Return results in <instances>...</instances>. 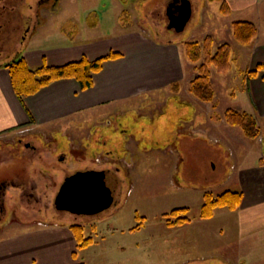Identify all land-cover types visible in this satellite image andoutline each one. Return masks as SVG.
<instances>
[{
  "label": "rangeland",
  "instance_id": "374dc122",
  "mask_svg": "<svg viewBox=\"0 0 264 264\" xmlns=\"http://www.w3.org/2000/svg\"><path fill=\"white\" fill-rule=\"evenodd\" d=\"M190 1L192 18L185 30L176 32L168 29V0H135V4L130 0L126 7L132 19L122 16L126 7L120 0H65L60 14L48 21L35 40L52 41L61 32L71 41L77 32L91 29L94 23L99 26L96 37L109 34L118 22L143 30L141 22L161 41L176 40L184 46L190 41L203 42L210 29L201 24L205 0ZM212 1L209 14L214 26L210 36L215 46L230 39L228 29L233 21H257L264 40V0L259 13L257 8H251L235 12L232 18L220 12L222 0ZM41 47L45 46H10L6 56L10 59L19 53L23 58L22 52ZM234 49L238 68H243L244 53ZM238 87L235 85L234 90L239 98L242 93ZM180 100L145 96L130 105L133 111L123 114L91 113L49 128L17 130L1 136L0 238L41 224L69 225L79 226L84 238L90 240L85 248L78 244L81 264H264V225H255L264 223V205L253 218L249 210L228 208H217L210 219L200 217L206 192L218 197L228 190H242L237 176L240 169L249 170L258 160L264 161V117L255 115L261 134L253 141L238 129L241 139L256 145H238L239 154L246 157L239 165L228 163V153L223 152L215 167L209 165L205 153L194 156L189 167V148L175 141L179 124L176 109L189 108V102ZM226 103L220 97L217 106L224 108ZM128 136L134 137L143 150L130 155L134 163L127 177L122 171L116 173L115 167L124 166V160H120L121 164L116 160L117 156L124 157ZM27 143L36 146L37 151L26 147ZM170 144H175L182 157L188 156L175 172L168 158L173 155L152 152L154 148L168 149ZM87 169H113L118 180L114 203L92 216L58 210L55 200L66 179ZM231 173L234 177L228 179ZM183 208L187 210L171 215L173 210ZM185 217L190 221L180 226L171 224Z\"/></svg>",
  "mask_w": 264,
  "mask_h": 264
},
{
  "label": "crops",
  "instance_id": "0c3cea01",
  "mask_svg": "<svg viewBox=\"0 0 264 264\" xmlns=\"http://www.w3.org/2000/svg\"><path fill=\"white\" fill-rule=\"evenodd\" d=\"M212 2L205 0L202 7L201 24L210 26L205 37L213 36L214 25L209 14ZM190 3L192 6V1ZM223 3L228 5L229 15L221 12ZM260 3L261 0H222L220 12L228 18H232L237 11L251 8H257L259 13ZM242 21H250L255 25L257 22ZM234 22L237 21H233L228 29L230 39L216 43V46L215 39L213 40L214 51L222 43L230 44L232 68L227 73H219L215 67H211V80L215 88V98L212 102H203L189 91L190 83L196 76V64L188 59L184 45L176 40L157 39L153 36L155 33L148 31L149 27L144 23L140 22L143 30H134L128 23L118 22L116 28L113 27L109 34H101L98 37L95 35L99 26L94 23L91 29L87 28L75 34L79 41L75 38L70 41L61 32L52 38V41L37 42L35 36L28 47H45L22 52L24 53L22 59L33 69L44 65L62 66L83 59L94 61L116 53L119 55L104 61L101 70L94 73L93 85L90 88L83 89L80 82L73 78L60 79L23 99L15 92L10 71L1 67L0 137L17 130L49 128L91 113L123 114L133 111L130 105L145 96L166 97L174 101L180 98V102H189V108L181 106V109H176L179 124L175 131V141L189 148V167L195 160L194 156L200 157L202 153H205L209 165L215 167L216 163L222 160L223 152L228 153L230 159L228 163L233 161L239 165L246 157L239 154L238 145L241 143H245L247 147L256 145L241 139V132L238 130L241 128L230 125L225 119V112L228 109H235L264 117V70H257L258 65H264V40L256 25L257 38L249 45H241L234 36ZM168 29L176 31L174 28ZM59 39L63 40L59 42ZM234 48L244 53L243 68H238ZM251 72H255V75H249ZM175 84L180 86L178 92L172 90ZM235 85L239 86L242 93L239 98L236 95L237 91L234 90ZM220 97L227 101L224 108L217 106ZM163 113L164 110L159 115ZM124 147L123 153L127 154L124 155L125 158L117 156L119 161L124 160V166L119 167L117 172L122 171L124 174L127 172L129 176L134 163L130 160V155L143 149L132 136L127 137ZM168 147L154 148L152 152L159 154L164 152L167 157L173 155L168 158L173 163L171 171L175 172L180 169L182 161L186 162L188 156L182 157L175 144ZM216 157H219L218 161L213 160ZM248 168L250 169L241 168L237 173L242 188L238 192L243 194L237 209L249 210L251 212L249 216L253 218L259 215L257 211L264 205V161L260 159L256 165ZM233 177L231 173L228 179ZM255 225L260 226L264 223ZM77 247L78 242L71 226L41 224L14 236L0 238V264H81L77 257Z\"/></svg>",
  "mask_w": 264,
  "mask_h": 264
},
{
  "label": "trees",
  "instance_id": "16d2710c",
  "mask_svg": "<svg viewBox=\"0 0 264 264\" xmlns=\"http://www.w3.org/2000/svg\"><path fill=\"white\" fill-rule=\"evenodd\" d=\"M221 12L224 15L230 14V9L226 3L222 4ZM233 30L235 39L241 45L251 44L258 36L256 25L250 21L234 22ZM213 46V38L210 35L205 37L202 43L190 41L186 42L184 46L186 55L191 62L195 64L202 62L195 67L196 76L190 83L189 91L203 102H212L215 98V88L211 80V67H215L219 73H227L232 68V48L230 44L222 43L216 51H214ZM118 55L117 53L111 54L94 61L83 59L62 66L44 65L36 69L29 67L24 59L18 58L7 65V68L11 73L12 83L17 96L23 99L25 96L34 94L51 82L60 79L73 78L80 82L83 89L90 88L93 85L94 73L101 70L104 61ZM257 70H264V65H258ZM252 74L255 75V72L249 73V75ZM172 90L178 92L180 86L175 84ZM225 119L230 125L240 127L245 136L250 139H257L261 134L259 122L252 114L228 109L225 112ZM242 197L243 194L238 191H226L218 197L206 192L200 217L203 219L213 217L217 208L236 210L241 204ZM186 210V208L176 209L171 212V215L178 216L179 213ZM189 221L186 217L177 218L171 224L180 226ZM71 228L75 232L79 246L87 247L90 244V240L84 238L81 232L82 229L79 226H72Z\"/></svg>",
  "mask_w": 264,
  "mask_h": 264
},
{
  "label": "flooded vegetation",
  "instance_id": "af4514ba",
  "mask_svg": "<svg viewBox=\"0 0 264 264\" xmlns=\"http://www.w3.org/2000/svg\"><path fill=\"white\" fill-rule=\"evenodd\" d=\"M64 2L65 0H0V67L11 64L20 56L18 53V56L8 59L6 55H9L10 46H28L48 21L60 14ZM120 2L123 7H126L129 6L130 0H120ZM134 2L135 0H133V4H135ZM168 3L172 5L175 15H178L181 9L187 5L186 0H168ZM126 15L128 16L126 19H132L127 7L122 13L124 18ZM19 141L21 145L23 139ZM24 145L37 151V147L31 143ZM116 161L120 163L119 159ZM115 168L119 170V167ZM125 175L128 177L127 172ZM4 183H2V188L6 185Z\"/></svg>",
  "mask_w": 264,
  "mask_h": 264
},
{
  "label": "water",
  "instance_id": "95a60500",
  "mask_svg": "<svg viewBox=\"0 0 264 264\" xmlns=\"http://www.w3.org/2000/svg\"><path fill=\"white\" fill-rule=\"evenodd\" d=\"M186 3L178 15L173 13L172 5L167 8L169 28L177 32L185 29L192 15L191 3L189 0ZM117 181L116 173L110 169L77 171L62 185L55 206L75 215L92 216L104 212L114 203Z\"/></svg>",
  "mask_w": 264,
  "mask_h": 264
}]
</instances>
